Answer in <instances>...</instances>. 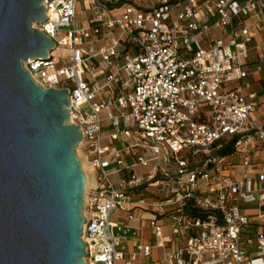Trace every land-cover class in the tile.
I'll return each instance as SVG.
<instances>
[{
	"label": "built area",
	"instance_id": "2783aa9c",
	"mask_svg": "<svg viewBox=\"0 0 264 264\" xmlns=\"http://www.w3.org/2000/svg\"><path fill=\"white\" fill-rule=\"evenodd\" d=\"M80 1L43 0L47 18L34 27L54 46L23 68L43 88L69 89V119L93 169L84 264L152 254L148 244L129 252L113 232L111 216L133 198L157 207V238L171 222L176 248L163 264H264V233L245 235L251 220L241 209L264 208L255 183H264V108L257 115L263 104L249 81L264 75L251 61L264 45V0H125L118 15L110 5L122 0H83L96 10L92 32L120 31L98 50L77 26ZM212 29L222 36L205 46Z\"/></svg>",
	"mask_w": 264,
	"mask_h": 264
},
{
	"label": "water",
	"instance_id": "95a60500",
	"mask_svg": "<svg viewBox=\"0 0 264 264\" xmlns=\"http://www.w3.org/2000/svg\"><path fill=\"white\" fill-rule=\"evenodd\" d=\"M43 0H0V264H84L87 178L69 89L23 68L48 57Z\"/></svg>",
	"mask_w": 264,
	"mask_h": 264
},
{
	"label": "crops",
	"instance_id": "0c3cea01",
	"mask_svg": "<svg viewBox=\"0 0 264 264\" xmlns=\"http://www.w3.org/2000/svg\"><path fill=\"white\" fill-rule=\"evenodd\" d=\"M150 1L154 0H144L142 5H150ZM125 0L114 3L110 5L112 13L118 15L123 11V3ZM85 11L88 13V20H83L80 24L77 20L78 12ZM218 18L215 17L212 21H216ZM77 26L79 25L81 29H85L91 32L89 41L92 42L93 47L98 50L111 42L112 37H116L119 34L117 28L114 29H103L102 34H96L92 32L93 26L96 25V10L89 4L88 1L83 2L81 0L77 7L76 15ZM250 24L251 21L248 20ZM222 36L220 29H212L208 34L203 38V44L206 46L215 39H218ZM264 39V38H262ZM261 41V39L253 42L252 46L256 45ZM252 62H262L264 64V45L256 48L251 53ZM249 81L253 84L254 89L257 91L258 98L263 104L258 110L257 115L260 114L264 108V75L263 74H251L249 76ZM119 145V144H117ZM264 158V151L261 153L259 161ZM127 161H131V158L128 157ZM144 168V167H139ZM148 170V168H147ZM146 170V171H147ZM145 171V172H146ZM117 176L120 178V174H113L112 176ZM111 176V177H112ZM257 188L264 189V183H260L257 179L255 181ZM133 202L126 205V210L117 209L111 219L114 223L118 225V228L125 229L123 235H119L128 248L129 252H133L137 249V246L145 244L152 246V254L148 257L140 256V264H163L165 263L168 253L172 252L176 246L172 242L170 237L172 233L171 222L166 220L164 223V238L161 240L157 238L154 234L153 229L150 227V221L154 218L156 214L157 207H151L146 205L137 206L136 198L132 199ZM150 209H149V208ZM241 209L249 216L251 223L245 231V235H254L264 233V208H262L258 203H243L241 204ZM132 215V217H130ZM167 244H170V247H167Z\"/></svg>",
	"mask_w": 264,
	"mask_h": 264
},
{
	"label": "rangeland",
	"instance_id": "374dc122",
	"mask_svg": "<svg viewBox=\"0 0 264 264\" xmlns=\"http://www.w3.org/2000/svg\"><path fill=\"white\" fill-rule=\"evenodd\" d=\"M88 17H89V15H88L87 12L81 11V12H78L77 20H78V22L80 24H82L83 20H88ZM78 28H80L79 25H78ZM106 125H107V123H106ZM80 150H81V152H80L81 157L79 156L78 151H77V155H78L79 159L82 158L85 161H89L88 158L85 156V154L82 152V148ZM146 170H147V168H138L137 172L139 174H143ZM211 173H213V171H211ZM111 178H112L113 181H117V176L116 175L112 176ZM119 179L120 178H118V180ZM113 232H114L115 235L119 236V235H123L125 233V229H123V228H120V229L119 228H115L113 230ZM167 247H170V244H167ZM170 253L171 252H169L168 255H170Z\"/></svg>",
	"mask_w": 264,
	"mask_h": 264
},
{
	"label": "bare ground",
	"instance_id": "6f19581e",
	"mask_svg": "<svg viewBox=\"0 0 264 264\" xmlns=\"http://www.w3.org/2000/svg\"><path fill=\"white\" fill-rule=\"evenodd\" d=\"M36 24L34 23L33 24V27L35 26ZM82 142L79 143V145L77 146V151H78V154L79 156L81 157L80 155V152H81V146H82ZM81 163H82V166H83V169L85 171V174H86V178H87V183H86V193H85V201L87 199V191H88V188L89 186L91 185V172H92V166L91 164L89 163V161H85L83 160L82 158L80 159ZM84 212V211H83Z\"/></svg>",
	"mask_w": 264,
	"mask_h": 264
},
{
	"label": "trees",
	"instance_id": "16d2710c",
	"mask_svg": "<svg viewBox=\"0 0 264 264\" xmlns=\"http://www.w3.org/2000/svg\"><path fill=\"white\" fill-rule=\"evenodd\" d=\"M230 149H231L230 147L225 148V149H224V152H228Z\"/></svg>",
	"mask_w": 264,
	"mask_h": 264
}]
</instances>
